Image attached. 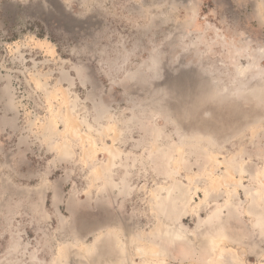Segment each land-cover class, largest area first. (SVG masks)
Here are the masks:
<instances>
[{"label": "rangeland", "instance_id": "obj_1", "mask_svg": "<svg viewBox=\"0 0 264 264\" xmlns=\"http://www.w3.org/2000/svg\"><path fill=\"white\" fill-rule=\"evenodd\" d=\"M129 262L264 264V0H0V264Z\"/></svg>", "mask_w": 264, "mask_h": 264}, {"label": "crops", "instance_id": "obj_2", "mask_svg": "<svg viewBox=\"0 0 264 264\" xmlns=\"http://www.w3.org/2000/svg\"><path fill=\"white\" fill-rule=\"evenodd\" d=\"M222 206V204H219ZM244 205V208H240V206H243ZM221 211H225L223 209H221ZM227 211L229 213H234L236 214V216L239 217V220H242L244 223L246 222V218L247 216H252L254 213H256V211H254L253 209V205L250 204L249 206H245V203H241V204H234L232 203V207L230 206L229 209H227ZM220 215V214H219ZM231 215V214H230ZM232 216V215H231ZM243 217V218H242ZM209 217L206 216L203 218V223L206 224L209 228L212 227V229H214V231L216 230H219L220 229V224H221V221L216 219V218H213L212 220H208ZM232 235V234H231ZM235 236H239V237H243V238H248V237H252L253 233H252V226H250L249 228H245L242 232V234L240 233H237V234H234ZM246 253L248 251H245ZM261 263H264V262H261Z\"/></svg>", "mask_w": 264, "mask_h": 264}, {"label": "bare ground", "instance_id": "obj_3", "mask_svg": "<svg viewBox=\"0 0 264 264\" xmlns=\"http://www.w3.org/2000/svg\"><path fill=\"white\" fill-rule=\"evenodd\" d=\"M161 216V215H160ZM164 222H166V220L164 221ZM163 222V223H164ZM160 226H161V224H159ZM157 229H159V227L158 228H156L155 227V230L154 231H157ZM164 230H166V229H169V230H171L172 232H174L175 234L173 235V237L174 238H183V236L180 234V232L176 229V228H174V229H172V225H171V223L170 222H167V224L166 225H164V228H163ZM158 232V231H157ZM167 232V231H166ZM170 235H171V232L169 233ZM168 237V236H167ZM156 245V244H155ZM154 244H152V245H148V246H146V247H137L136 248V253L139 255V256H149V255H154L155 253H154V248L153 247H157V246H155ZM153 248V249H152ZM156 249V248H155ZM233 253V252H232ZM219 257H221V255L219 256ZM131 258V257H130ZM232 258V257H231ZM235 259V258H234ZM220 261V260H219ZM232 262V261H231ZM134 263V262H133ZM221 263V262H220ZM219 263V264H220ZM223 263V262H222ZM127 264H132L131 262H129V263H127ZM228 264V263H227ZM238 264V263H237Z\"/></svg>", "mask_w": 264, "mask_h": 264}]
</instances>
